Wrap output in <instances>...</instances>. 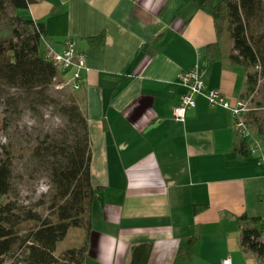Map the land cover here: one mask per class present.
I'll return each mask as SVG.
<instances>
[{"label": "crops", "instance_id": "1", "mask_svg": "<svg viewBox=\"0 0 264 264\" xmlns=\"http://www.w3.org/2000/svg\"><path fill=\"white\" fill-rule=\"evenodd\" d=\"M201 4L36 0L20 11L45 26L57 50L76 40L90 68L77 92L96 189L86 264H131L140 244L151 245L147 264L257 262L241 248L238 218L263 211L264 163L238 151L243 140L231 114L201 96L184 122L173 118L185 93L181 72L196 69L233 101L247 89L244 69L231 62ZM213 44L222 57L211 61ZM76 230L80 243L66 249L85 240V229Z\"/></svg>", "mask_w": 264, "mask_h": 264}, {"label": "trees", "instance_id": "2", "mask_svg": "<svg viewBox=\"0 0 264 264\" xmlns=\"http://www.w3.org/2000/svg\"><path fill=\"white\" fill-rule=\"evenodd\" d=\"M36 0H0V16L12 8L17 12L12 17L17 25L12 29L13 36L0 40V84L20 91L27 97L45 94L53 84L58 71L45 57L43 39L47 38L46 28L22 15ZM257 0H202V9L210 14L221 34V23L229 19L233 24L232 38L236 54L230 55L234 65L256 67L261 63L263 49L252 42L247 33V25L252 21L258 9ZM209 60L222 57L218 44L207 49ZM258 83L257 73L247 74V89L242 94L254 91ZM64 114L73 125L71 137L60 143L49 142L38 145L33 156L50 164V188L53 201L46 217L28 212L25 220L31 222V228L22 238L17 237L14 206L12 203H0V264H86L88 236L91 231V211L96 189L91 180V147L88 121L78 103L64 105ZM264 138V132H262ZM238 151L249 155L246 141H242ZM12 168L0 164V200L12 187ZM241 226V248L245 253L253 254L257 262H264V242H262L264 219L262 213L256 217L238 218ZM86 227L84 244L56 255L58 246L68 235L71 228ZM25 245V257L21 252H13L17 241ZM196 239L191 240L193 245ZM17 243V244H16ZM21 250V249H20ZM151 250L150 244H140L133 249L131 264H147ZM187 250L181 254L184 258L190 254ZM14 253V254H12Z\"/></svg>", "mask_w": 264, "mask_h": 264}, {"label": "rangeland", "instance_id": "3", "mask_svg": "<svg viewBox=\"0 0 264 264\" xmlns=\"http://www.w3.org/2000/svg\"><path fill=\"white\" fill-rule=\"evenodd\" d=\"M258 4L255 18L247 25V33L251 41L263 49V57L256 67L242 66L246 79L249 73L258 75L256 88L246 95L252 108L249 120L257 138L262 137L264 132V0H257ZM16 15L17 12L9 8L6 14L0 16V40L13 36L12 29L17 25L12 17ZM233 27L229 19L221 23V41L229 55L237 53L231 36ZM74 103L81 107L77 92L57 89L53 85L45 94L27 97L20 91L0 84V164L9 165L13 172L11 191L0 200V203L13 204V213L16 215L14 219L17 222L14 229L18 238L26 235L32 227L31 222L25 220L28 212L32 211L42 218L46 217L53 201L50 164L34 157L33 150L38 145L60 143L66 137H71L73 125L64 114L63 107ZM262 227L264 229V226ZM82 228L86 231V227L70 229L72 232L68 239L66 238V241L64 239L58 246L57 256L65 251L63 249L80 243V234L76 229ZM20 242L19 239L17 241L19 244L16 243L13 252L16 254L22 251L23 258L26 249L25 245L20 246ZM6 263L12 264L10 261Z\"/></svg>", "mask_w": 264, "mask_h": 264}, {"label": "built area", "instance_id": "4", "mask_svg": "<svg viewBox=\"0 0 264 264\" xmlns=\"http://www.w3.org/2000/svg\"><path fill=\"white\" fill-rule=\"evenodd\" d=\"M43 45L46 59L58 71L52 85L57 89L79 92L83 88L86 81L85 75L89 73L90 68L87 66L85 55L78 49L77 41L67 40L60 51L48 38L43 39ZM179 83L185 89V93L173 109V118L176 121L184 122L187 111L196 107V98L201 96L207 100L211 108L220 107L231 114L236 134L246 141L250 154L257 155L264 163V138L255 136L254 128L249 120L252 108L248 99L240 98L233 101L221 91L209 89L205 79L196 69L181 72ZM262 204L264 206V194ZM262 215L264 219V208ZM261 241L264 242V237ZM220 264H233V261L227 257ZM254 264H264V262Z\"/></svg>", "mask_w": 264, "mask_h": 264}]
</instances>
